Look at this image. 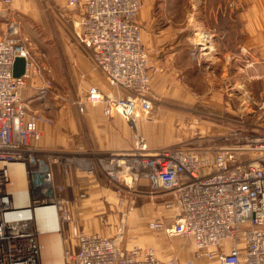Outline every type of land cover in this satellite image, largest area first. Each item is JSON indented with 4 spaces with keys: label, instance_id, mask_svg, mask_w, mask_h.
<instances>
[{
    "label": "built area",
    "instance_id": "2783aa9c",
    "mask_svg": "<svg viewBox=\"0 0 264 264\" xmlns=\"http://www.w3.org/2000/svg\"><path fill=\"white\" fill-rule=\"evenodd\" d=\"M14 2L0 0L5 6ZM142 7V0H66L64 7L78 11L76 41L117 90L106 93L92 86L86 101L102 105L106 116L123 115L132 126L139 109L146 114L152 109L151 82L159 70L151 64L137 22ZM56 12L64 18V11ZM18 57L27 62L20 77L13 72ZM41 73L30 44L10 24L0 36V264H44L40 241L51 234V210L62 242L69 243L62 246L64 264H175L160 260L151 248L122 249L118 238L88 233L74 223L66 186L56 178L69 174L73 161L44 146L40 124L51 119L29 114L22 98L29 78ZM49 88L44 82L39 98ZM79 109L84 112L82 102ZM135 139L133 149L97 163L110 181L123 178L130 191L146 183L151 194L168 197L166 207L178 211L176 219L169 225L151 222L152 228L192 240L204 264H264V133L242 134L240 144L217 151L184 145L150 149L140 135ZM17 168L24 177L23 203L16 201ZM67 225L70 235L63 237Z\"/></svg>",
    "mask_w": 264,
    "mask_h": 264
},
{
    "label": "rangeland",
    "instance_id": "374dc122",
    "mask_svg": "<svg viewBox=\"0 0 264 264\" xmlns=\"http://www.w3.org/2000/svg\"><path fill=\"white\" fill-rule=\"evenodd\" d=\"M35 1H37L36 3H38L43 10L42 1ZM47 1L48 0H43L47 10H43L42 12L45 14L48 13V15L49 12L51 13L46 19L44 28L47 34L51 35L50 87L51 98H56L54 103L51 102V112L61 108H64L66 111H72L78 127L77 138L73 144V149H66L63 146L51 148V151L59 153L64 152L63 154L67 153L68 155L66 154V158L73 161L68 170L69 174L57 173V175L64 177L63 179L61 177L58 182L66 186L65 192L69 196L71 193L69 192L70 185L67 187L65 182L66 178L74 177V180L78 182L81 181L84 184L81 190L83 193L79 191V194H82V197H84L83 199L88 198L98 184L100 186L104 185L103 188L110 189L108 200L111 202L113 200L115 201L113 205L115 207L112 209L110 208V203L105 202L106 207H102L98 212H92L91 214L87 212L88 208L84 207L83 209L77 200L75 204H73L75 207V212L73 211V214L75 213L74 215L78 217L77 220L80 218L82 219L80 222L85 230L99 231L105 236L118 238L117 242L120 247L127 243L131 247L136 245V247L143 249L151 248L160 260L170 258L175 261V264H204V261L196 257L192 240L178 235L171 236L162 229L158 230L150 226L151 222L162 221L160 216H163V219H171V224L176 219V214L178 212L176 209L172 208L170 212L166 211L167 207L166 203L164 205V200L168 197H156L152 194V197H149V206L146 205L149 211L147 209L144 211L143 208H140L141 202H139V199H137L138 197H136L139 186H135L132 188L133 191H130L123 186V178L120 177L121 179H117L116 182L110 181L104 173L105 170H102L103 167L97 163L98 160L114 152L106 153L92 146H81L86 142L87 134V124L84 121V114L87 107H92L94 105L86 101V93L89 86L85 83L79 84L74 79L75 72L73 68L69 67L68 58L63 53L62 39L60 38L58 30V25H63V23L56 20L54 17L55 14L52 13V8L48 9L47 7ZM198 1L199 0L150 1L151 14L149 18L150 22L153 19L151 26L153 25L154 27L147 31L149 33L157 32V27L170 25L172 29H174L175 34H180L183 30L190 32L188 36L186 35L187 44L192 45L196 43L194 31H192L195 28L194 22L188 19V16L195 11L208 13L212 6L211 0H202L205 3H201L200 0L199 4ZM36 3L34 2L35 8H33L34 6H32L31 3L27 4L25 0H15L12 6H5L0 3V33L2 36L5 34V30L8 26L14 23L20 28L19 32L22 30L24 33H28L30 37H34L32 41H36V38L41 39L42 37L39 30L45 31L42 27L36 26V23L33 24V22L28 19L34 11L38 12ZM59 9L63 11V8L59 7ZM69 22L66 23L68 26L67 31L71 33L76 42L74 24ZM140 26L142 34V25ZM34 48V45L31 46L30 44V52L38 61L35 56L36 52ZM83 49L88 59L92 62L88 51L85 48ZM165 54L166 49L155 50L154 53H149L148 51L151 64L158 67L159 70L155 73L151 82L152 91L149 97L152 100V109L148 114L139 109L138 117L135 119L136 125L132 126L129 123L133 131V136H137L138 134L145 139L150 146L157 148L180 144V146L184 145L185 148L195 151H217L221 145L240 144L242 142V134L264 133V79H249L247 87L248 99L243 103L241 102L242 106L239 100L231 102L230 105L225 104L231 109L240 108L243 109V111H238L236 113L220 112V114L213 108V106H215L214 104L218 102L197 99L190 102L176 101L174 99L176 94L174 81L169 83L173 84L171 90L159 86V77L162 71L159 66V61ZM72 55H75V53ZM80 65L84 69V63L81 62ZM204 72L213 74L215 70L206 67ZM201 79L202 78L197 77L194 79V82L197 83ZM191 81L193 82V79H191ZM79 102L84 104V112L80 111ZM225 105H223V107H225ZM57 114L51 116V123H47L48 125L53 126L58 122H61V124L63 123L65 117L56 116ZM80 141L83 143H80ZM133 141L135 142L136 139H133ZM246 156L247 155H241V160L246 159ZM111 190L115 191L114 195H112ZM149 192H151V190ZM110 195L114 196L115 199L111 198ZM106 198V194H103L102 199ZM85 202L86 201H83V203ZM79 209H81V211H78ZM163 212L167 215L164 216ZM139 220H144L146 224H141L142 221ZM62 246L64 250V245L62 244Z\"/></svg>",
    "mask_w": 264,
    "mask_h": 264
},
{
    "label": "crops",
    "instance_id": "0c3cea01",
    "mask_svg": "<svg viewBox=\"0 0 264 264\" xmlns=\"http://www.w3.org/2000/svg\"><path fill=\"white\" fill-rule=\"evenodd\" d=\"M41 1L43 10L46 11V5L43 0ZM150 1L152 0H142L143 7L137 15V22L142 25V40L149 53L166 49V54L159 61V66L162 70L159 77V86L171 90L173 84L169 83L174 81L176 91L174 99L176 101L190 102L197 99L218 102L216 104L213 103L215 105L213 108L218 113L243 111L240 108L231 109L227 105L239 100L242 106L241 102L243 103L248 99L247 87L249 79H264V0H211L212 6L208 13L195 11L189 14L190 17L188 16V19L194 22L195 28L192 31H194V39L197 41L192 45L187 44L186 41V35L188 36L190 32L183 30L180 34H175L174 29L170 25L157 27V32L149 33L147 31L154 27L153 25L151 26L153 19L150 22L149 18L151 14ZM25 2L34 6V2L36 3L37 1L25 0ZM47 2V7L48 9L52 8V13L55 14L56 20L63 23V25H58V30L62 39L63 53L68 58L69 67L73 68L75 72V81L79 84L85 83L89 88L95 86L106 93H117V90L109 84L104 75L88 59L82 46L77 41L75 42L71 33L67 31L68 26L66 23L70 21L69 23L74 24L78 18V11L71 8L65 9L66 0H48ZM199 3L200 0L198 1ZM201 3L205 2L201 0ZM36 6L38 12L34 11L28 19L33 24L36 23V26L43 28L45 32L39 30L42 38H36L37 42L32 41L34 37H30L28 33H24L22 30L19 32V36L27 40L31 46L34 45L36 52L34 53L42 68V73L29 78L27 86L22 91V98L28 102V111L31 115L41 114L51 118L52 115L58 113L56 116L65 117L62 124L61 122L53 126L46 123L40 124L44 146L47 148L63 146L66 149H73L78 127L72 111H66L61 108L51 112V102L54 103L56 101V98H51V88H49L45 97L39 98V88L44 85V82H51V35H48L44 28L46 19L51 13L49 12V15L48 13H43L38 3H36ZM59 7L63 8L65 12L64 18L56 12ZM73 53L75 55H72ZM81 62L84 63V69L80 65ZM206 67L215 70L216 73H205ZM197 77L202 79L195 83L194 79ZM191 79H193V82ZM84 121L87 124V134L86 142L81 146H92L106 153L126 152L133 149L135 136L132 135L131 126L123 115L113 113L111 116H106L103 113L102 105L98 104L87 107ZM80 143L83 142L80 141ZM145 143L150 149L168 147L157 148L150 146L146 141ZM179 145L173 146L179 147ZM61 177L57 175V181ZM65 182L67 187L70 185L69 192L71 193L68 196L65 192V196L69 202L72 214L73 211L75 212L73 204L77 200L83 209L84 207L88 208L87 212L91 214L92 212H98L102 207H106L105 202L110 203L111 209L115 207L113 206L115 201L111 202L108 200L110 189L103 188L104 185L100 186L98 184L90 196L83 199L82 194H79L84 185L81 181L74 180V177H67ZM149 191V186L144 183L139 186L136 193L138 201L141 202L140 208H143L144 211H146L145 209L149 211L146 208V205L150 202L149 197H152ZM111 192L114 195L115 191L111 190ZM103 194H106V199H102ZM112 195L110 197L115 199ZM153 195L156 197H167L162 192ZM83 201L86 202L83 203ZM166 201L167 199L164 200V205ZM166 209V211H171V209ZM78 211H81V209ZM74 214V223L84 229L80 222L82 219L79 217L80 219L77 220L78 217ZM165 215L167 214L164 213ZM160 217L165 224H171V219ZM139 221H142L141 224H146L144 220ZM85 231L88 233H100L99 231ZM69 235L70 226L67 225L64 228L63 237H68ZM63 243L65 248L69 246V243H66L65 240H63ZM130 247L126 243L121 248L128 250L136 247V245ZM167 259L161 260L166 261Z\"/></svg>",
    "mask_w": 264,
    "mask_h": 264
},
{
    "label": "bare ground",
    "instance_id": "6f19581e",
    "mask_svg": "<svg viewBox=\"0 0 264 264\" xmlns=\"http://www.w3.org/2000/svg\"><path fill=\"white\" fill-rule=\"evenodd\" d=\"M13 176H14L15 189H16V201L18 203H23L26 200V195L24 191H22L24 187V177L19 168L13 171ZM51 216H52L51 234L42 237L40 241L41 249H42L41 258L44 264H64L63 252H62V240H61V236L57 232V225L54 224L55 215L52 210H51ZM46 222L47 221H45V224ZM42 228L44 229V227Z\"/></svg>",
    "mask_w": 264,
    "mask_h": 264
},
{
    "label": "water",
    "instance_id": "95a60500",
    "mask_svg": "<svg viewBox=\"0 0 264 264\" xmlns=\"http://www.w3.org/2000/svg\"><path fill=\"white\" fill-rule=\"evenodd\" d=\"M27 68L26 59L23 57H18L14 63L13 72L14 76L20 77L22 76Z\"/></svg>",
    "mask_w": 264,
    "mask_h": 264
}]
</instances>
